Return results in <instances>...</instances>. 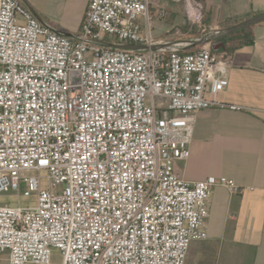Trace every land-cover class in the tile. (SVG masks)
<instances>
[{"label": "built area", "instance_id": "2783aa9c", "mask_svg": "<svg viewBox=\"0 0 264 264\" xmlns=\"http://www.w3.org/2000/svg\"><path fill=\"white\" fill-rule=\"evenodd\" d=\"M151 1L89 0L72 39L0 0V197L18 200L0 204V264H185L191 242L207 238L213 189L247 190L174 170L198 112L249 110L217 100L229 60L211 43L184 54L94 42H169L151 38ZM182 1L201 25V2ZM22 187L33 205H20Z\"/></svg>", "mask_w": 264, "mask_h": 264}, {"label": "crops", "instance_id": "0c3cea01", "mask_svg": "<svg viewBox=\"0 0 264 264\" xmlns=\"http://www.w3.org/2000/svg\"><path fill=\"white\" fill-rule=\"evenodd\" d=\"M19 1L58 33L70 34L72 39L80 36L89 0ZM199 1L205 12V35L264 14V0ZM177 7V0L151 1L153 42L195 38L184 23H161ZM239 39L249 43L237 45ZM211 44L213 50L223 45L216 52L230 62L228 86L217 100L249 110L225 107L198 112L190 155L177 161L174 170L190 182L207 177L230 179L247 190L231 196L222 187L213 189L204 219L207 238L191 242L185 264H264V22ZM0 260L6 262L7 254Z\"/></svg>", "mask_w": 264, "mask_h": 264}, {"label": "water", "instance_id": "95a60500", "mask_svg": "<svg viewBox=\"0 0 264 264\" xmlns=\"http://www.w3.org/2000/svg\"><path fill=\"white\" fill-rule=\"evenodd\" d=\"M31 12L32 14L43 23V21L37 16V14L27 5L24 4ZM261 22H264V14L256 16L254 18H251L249 20H246L240 24H237L231 28L221 30L214 33H209L206 35H203L199 38L189 39L185 41H169L160 45H131V44H122V43H116L112 41L107 40H96L94 41L96 44L110 48V49H116V50H125V51H134V52H159V51H170V50H187L192 49L197 46H201L208 43H213L214 41H217L221 38H224L232 33L244 30L246 28H249L251 26L257 25ZM44 24V23H43ZM55 30V29H53ZM66 37L72 38V35L65 33ZM177 44H183L182 47H177ZM219 48H224L223 45H217L214 47V50L217 51Z\"/></svg>", "mask_w": 264, "mask_h": 264}, {"label": "rangeland", "instance_id": "374dc122", "mask_svg": "<svg viewBox=\"0 0 264 264\" xmlns=\"http://www.w3.org/2000/svg\"><path fill=\"white\" fill-rule=\"evenodd\" d=\"M185 4H184V1H179L178 2V7L177 8H174L170 13H169V16H167V19H164L161 23L163 25H173V24H182L184 23V28L187 30L189 29L190 30V34L192 36L198 34V33H201L203 32L202 29V25L204 23V18H205V12H204V9H203V21L201 23V25H199V27H202L201 29L198 27V25L194 26V25H191L187 18H186V12H185ZM198 27V28H197ZM208 29H204V33H207ZM107 40H113L112 38H106ZM199 48L195 49L198 50ZM25 187H22L21 189V192H20V195H21V198H20V205L23 206V207H28V206H31L35 203V195L34 194H31L29 197L27 198H23V192L25 191ZM18 203V200H17V197L14 196V195H8V196H2L0 197V204L1 205H17Z\"/></svg>", "mask_w": 264, "mask_h": 264}, {"label": "trees", "instance_id": "16d2710c", "mask_svg": "<svg viewBox=\"0 0 264 264\" xmlns=\"http://www.w3.org/2000/svg\"><path fill=\"white\" fill-rule=\"evenodd\" d=\"M203 35H205V33H204V32H201V33H198V34L194 35V37H195V38H199V37H201V36H203ZM232 36H234V34H233ZM246 43H249V40L239 39L238 42H237V45H243V44H246ZM197 48H201V46H197V47L192 48V49L184 50L182 53H184V54L192 53V52H194L195 49H197Z\"/></svg>", "mask_w": 264, "mask_h": 264}]
</instances>
